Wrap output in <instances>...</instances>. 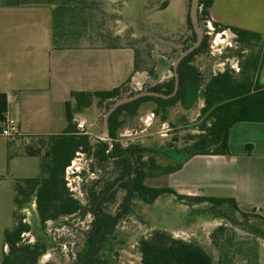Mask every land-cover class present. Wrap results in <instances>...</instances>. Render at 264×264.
<instances>
[{
  "label": "trees",
  "instance_id": "16d2710c",
  "mask_svg": "<svg viewBox=\"0 0 264 264\" xmlns=\"http://www.w3.org/2000/svg\"><path fill=\"white\" fill-rule=\"evenodd\" d=\"M44 2L53 6L51 44L54 49L131 48L135 53L133 74L145 72L150 76L156 75L153 68H145L134 40L124 43L122 36L113 32L110 16H102V0H0V6L18 7ZM213 2L214 0H199V25L202 29L207 27V22L210 21L214 28L212 35L229 31L235 36L238 44L249 49V54L239 61V71L230 66L208 74L201 70L198 61L210 56L212 36L209 30H204L201 45L184 57L177 67L179 86L176 94L170 98L145 96L120 106L109 117L107 139L95 142H92L89 134L77 128L74 122L76 115L84 116L93 106H104L107 112L117 99L125 95L133 96L141 91H128V84L131 82L129 78L121 86L111 90L72 92L74 106L70 102L66 103V129L62 133L41 138L40 147L29 145L25 149L26 155L43 158L46 175L17 183L14 226L5 233L4 248L6 247L7 251L3 252L0 264H42L40 259L48 252L50 246L43 237L35 234L34 243L25 240V235L33 232L31 224L27 223L24 214L20 213L27 207H34L41 230L46 229L48 222L75 216H91L82 249L76 254L74 264H111L103 251L109 242L116 239L118 225L132 212L136 200L146 206H153L161 197L166 196L184 203L192 212L198 214L203 213L204 209L195 207L207 204L215 218L223 219L224 211L229 206L246 220L252 216L251 213L238 210L232 199L184 195L168 186L154 187L146 184L150 177H166L179 171L183 163L194 155H229L230 130L235 124L264 121V84L259 83L264 61V34L212 21L210 8ZM143 6L147 12H152L147 7V2H144ZM168 6L169 2L164 1L157 11H165ZM186 26L187 30L181 39V53L197 40L190 11L186 17ZM171 71L170 78L156 81L145 91L171 95L176 82L173 65ZM200 102L203 106L199 110V134L188 136L192 141L188 148L164 150L160 146L151 148L143 142L124 144L121 140L126 123L146 110L151 111L146 118L156 117L161 124L175 127L171 121L175 109L181 108L187 112L197 108ZM7 109L6 95L0 94V123L5 122ZM164 151L183 161L178 165L160 164L157 156L153 154ZM148 152L153 154L147 157ZM78 153L89 158L92 172L99 169L103 171L101 176L87 184L82 179L85 178V170L77 174L78 179L80 178L79 185H83L85 204L74 196L67 181L66 171ZM119 193H123L120 203ZM116 205L118 206L113 211L112 207ZM258 217L263 226V218ZM229 221L233 223L236 220L230 218ZM227 223L221 224L210 233V244L194 238H177L167 229H155L137 241L141 264H258L259 243L264 241L263 228L254 229L245 224L234 225L240 226L239 228L255 237L254 246L247 243L245 247L244 243H235L233 226L231 230ZM240 256L243 257L242 261ZM43 264L56 263L48 261Z\"/></svg>",
  "mask_w": 264,
  "mask_h": 264
},
{
  "label": "rangeland",
  "instance_id": "374dc122",
  "mask_svg": "<svg viewBox=\"0 0 264 264\" xmlns=\"http://www.w3.org/2000/svg\"><path fill=\"white\" fill-rule=\"evenodd\" d=\"M164 1H168L169 6L165 11H157ZM144 2H147V7L152 12L145 10ZM102 3L104 5L101 9L104 13L102 16L104 18L110 16V26L114 30L113 32L122 36L125 40L124 43L134 40L133 43L140 58L144 61L145 68H153L156 72V75L151 76L148 73L137 74L128 84V91H145L156 81L170 78L172 75L171 66L181 54L183 46L181 39L184 31L187 30L186 17L191 9V0H102ZM34 19L33 24L28 20V22L22 21L19 24L14 21L13 26L10 23L3 27L0 26V34L4 32L9 37L35 36L43 39L47 36L50 26L45 21ZM204 30L209 29L203 27L202 32ZM212 33L209 31V34L212 35ZM249 52V49L236 42V38L231 32L225 31L220 36L213 34L210 39V56L202 58L201 61L199 59L198 65L206 74L219 72L226 66L239 71V61L243 60ZM107 60L109 67L112 66L113 70L118 69V74L121 75L123 69L124 73H127L134 65V54L132 51H117L108 56ZM16 96L17 104L21 103V99L27 97H24L21 92H18ZM56 98V96L53 97L52 107L48 112L51 114V124L38 126L44 131L49 129L57 132L66 127L65 105L60 101L61 94L58 95L57 100ZM35 100L29 98L28 101ZM33 105L36 107L38 104L28 103L27 112H31ZM202 106V102H200L197 108L187 112L181 108L175 109L171 115V121L175 127L161 124L156 117L153 119L151 117L148 120L146 117L151 111L146 110L126 123L121 140L124 144L143 142L151 148L160 146L164 150L188 148L192 144L188 136L199 134V110ZM41 109L46 111L45 103L41 104ZM48 113L44 115L46 116ZM105 114L104 106L101 108L93 106L84 116H76L74 122L80 131L90 135L92 142L99 139L105 140L107 139L104 126ZM4 123H0V132L6 126ZM47 136V134H40L31 137L25 136L24 139H15L0 135V261L3 252L7 251V248H4L5 233L14 226V199L17 183L46 175L43 158L26 155L25 149L29 145L40 147L41 138H47ZM152 154V152H148L146 156ZM153 155L157 156L158 162L162 165H178L183 161L180 158L171 157V154L165 151ZM83 170H85V178L82 179L85 184L101 176L103 171L99 169L92 172L89 158L82 153L77 154L68 168L69 186L74 196L85 204L83 185H79L80 178L77 177V174ZM166 181L164 176L150 177L146 180V184L162 187L166 186ZM122 197L123 193H119L118 203L122 201ZM117 206L112 207L113 211ZM207 206V204L196 206L195 208L204 209L203 213L198 214L192 212L191 208L184 203L176 202L173 197L163 196L153 206H146L136 200L132 212L118 225L116 239L106 245L103 254L111 264H141L137 241L139 238L151 234L153 230L163 228L171 231L177 238L186 240L194 238L202 243L210 244V233L225 222H228L227 225L230 229L233 226L232 229L236 234L235 243H244L245 247L247 243H251L254 246L255 237L250 232L239 228L240 226L234 227V225L245 224V226L260 229L262 223L257 214L251 212L252 216L246 220L229 206L226 207L225 215L221 219L215 218ZM20 213L24 214L25 221L33 228V232L25 235V240L34 243L36 235H38L43 237L50 246L47 254L40 259L42 264L48 261L56 264H74L76 254L82 249L84 234L89 228L91 216L84 215L82 218L75 216L57 222H48L46 229L41 230L34 207L24 208ZM230 218L236 221L231 223ZM185 228L187 230H184ZM239 259L242 261L243 257L240 256Z\"/></svg>",
  "mask_w": 264,
  "mask_h": 264
},
{
  "label": "crops",
  "instance_id": "0c3cea01",
  "mask_svg": "<svg viewBox=\"0 0 264 264\" xmlns=\"http://www.w3.org/2000/svg\"><path fill=\"white\" fill-rule=\"evenodd\" d=\"M52 7L45 2L18 7L0 6L1 27L12 25L14 21L19 24L30 20L33 24L34 18L50 26L43 39L0 34V94L7 98L5 119H13L18 126L20 136L15 139L62 133L68 124L66 103L74 106L72 92L111 90L129 78L132 80L137 74L145 73L133 74L134 65L127 73L123 69L121 75L118 69L109 67L108 56L117 51H132L135 63L131 48L54 49L51 44ZM210 17L220 24L264 34V0H214ZM259 83L264 84V61ZM18 92L27 96L19 104L16 102ZM59 94L65 105L66 127L57 132L44 131L38 126L51 124L48 112L53 97L58 98ZM29 98L37 99L28 101ZM31 102L38 105H33L31 112H27V105ZM42 103H45L46 111L41 109ZM45 113L48 114L45 116ZM229 151V155L197 154L190 157L179 171L166 176V186L184 195L232 199L241 212L255 213L264 220V121L235 124L230 130ZM262 228L264 230V224ZM258 264H264V241L259 243Z\"/></svg>",
  "mask_w": 264,
  "mask_h": 264
},
{
  "label": "water",
  "instance_id": "95a60500",
  "mask_svg": "<svg viewBox=\"0 0 264 264\" xmlns=\"http://www.w3.org/2000/svg\"><path fill=\"white\" fill-rule=\"evenodd\" d=\"M198 8H199V0H191V9H190V16H191V20H192V24H193V28L194 31L197 35V40L196 42L189 47L187 50H185L184 52H182L179 57L177 58V60L174 62L173 67H174V73H175V77H176V82H175V89L174 92L169 95V96H165L162 94H158V93H154V92H149V91H141L133 96H123L122 98L117 99L108 109V111L106 112L105 116H104V126H105V132L106 134L108 133V120L109 117L111 116V114L118 109L120 106L125 105L127 103L133 102L141 97H145V96H156V97H161V98H170L172 96H174L178 90V86H179V79H178V74H177V67L179 65V63L182 61V59L184 57H186L187 55H189L190 53H192L195 49H197L203 40V32L202 29L199 25L198 22Z\"/></svg>",
  "mask_w": 264,
  "mask_h": 264
},
{
  "label": "built area",
  "instance_id": "2783aa9c",
  "mask_svg": "<svg viewBox=\"0 0 264 264\" xmlns=\"http://www.w3.org/2000/svg\"><path fill=\"white\" fill-rule=\"evenodd\" d=\"M207 27H208L210 32L214 31V28H213L212 23L210 21L207 22ZM217 35L220 36L221 33H218ZM149 119H151V116L148 117V120ZM5 124H6V126L4 128H2L0 135L6 136L9 138H17L18 136H20L18 126L13 119H10V118L7 119ZM66 172H68V169Z\"/></svg>",
  "mask_w": 264,
  "mask_h": 264
}]
</instances>
